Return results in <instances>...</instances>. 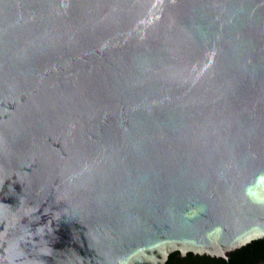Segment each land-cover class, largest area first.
I'll return each instance as SVG.
<instances>
[{"label": "water", "instance_id": "1", "mask_svg": "<svg viewBox=\"0 0 264 264\" xmlns=\"http://www.w3.org/2000/svg\"><path fill=\"white\" fill-rule=\"evenodd\" d=\"M263 239L264 0H0V264Z\"/></svg>", "mask_w": 264, "mask_h": 264}, {"label": "flooded vegetation", "instance_id": "2", "mask_svg": "<svg viewBox=\"0 0 264 264\" xmlns=\"http://www.w3.org/2000/svg\"><path fill=\"white\" fill-rule=\"evenodd\" d=\"M257 245V243L252 241L249 244L243 246L237 252H234L228 259L212 257L206 254H199L194 252L182 253L181 251H175L170 254L165 264H237L236 260L238 259V257H242V252L247 251V249L251 252L252 255L258 254L259 257L255 261L256 264H264V247Z\"/></svg>", "mask_w": 264, "mask_h": 264}, {"label": "trees", "instance_id": "3", "mask_svg": "<svg viewBox=\"0 0 264 264\" xmlns=\"http://www.w3.org/2000/svg\"><path fill=\"white\" fill-rule=\"evenodd\" d=\"M254 242L258 244L257 246L264 247V239L263 240H257V241H254ZM241 256L242 257H238V259L236 260L237 264H241V263H243V264H256L255 261L259 257L258 254L257 255H252L251 252L248 249H247V251H243Z\"/></svg>", "mask_w": 264, "mask_h": 264}]
</instances>
